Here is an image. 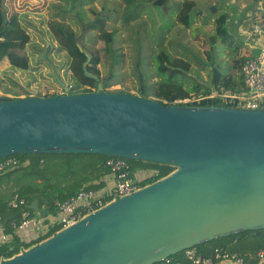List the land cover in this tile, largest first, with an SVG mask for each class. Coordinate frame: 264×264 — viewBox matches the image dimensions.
<instances>
[{
    "label": "water",
    "instance_id": "obj_1",
    "mask_svg": "<svg viewBox=\"0 0 264 264\" xmlns=\"http://www.w3.org/2000/svg\"><path fill=\"white\" fill-rule=\"evenodd\" d=\"M3 29L7 8L1 1ZM0 101V159L100 155L175 168L0 264H157L264 230V109L162 105L127 93ZM142 88L141 76L138 75ZM29 209L38 212V200Z\"/></svg>",
    "mask_w": 264,
    "mask_h": 264
},
{
    "label": "rangeland",
    "instance_id": "obj_2",
    "mask_svg": "<svg viewBox=\"0 0 264 264\" xmlns=\"http://www.w3.org/2000/svg\"><path fill=\"white\" fill-rule=\"evenodd\" d=\"M1 1L7 8L6 14L16 13L30 41L24 51L11 52L29 62L27 71L12 68L6 59L0 63V97L12 99L62 94L63 89L53 76V67L58 66L62 68V71L56 68L60 80L65 85L72 84L70 72H65L64 52L56 51V39L52 37L54 32H59L54 31L50 23H66L77 38L103 49L98 34L83 35L85 23L91 20L88 7L102 10L108 15L107 31L114 35V59L111 60L109 54H106L107 57L99 66L103 82L113 74L111 85L105 88L106 92L122 91L156 101L154 91L164 80L156 71L155 55L160 49L172 58H180L191 65L184 77V87L192 91L191 95L195 94L193 89L196 85H209L211 64L227 74L231 70L228 65L234 60V51L229 49V45H223L220 41L211 45L209 42V36L214 33L215 17L209 11L210 2L207 0H197V13H192L188 29L179 25L175 18L178 6L175 0H165L163 3H155L157 0H132L134 6L126 5L125 0H74V4L81 3L75 10H71L64 0ZM138 75L141 76L142 88ZM85 89L97 91L89 86L81 87L80 91ZM148 167L143 165L138 169L141 172L147 171L146 174L156 172Z\"/></svg>",
    "mask_w": 264,
    "mask_h": 264
},
{
    "label": "trees",
    "instance_id": "obj_3",
    "mask_svg": "<svg viewBox=\"0 0 264 264\" xmlns=\"http://www.w3.org/2000/svg\"><path fill=\"white\" fill-rule=\"evenodd\" d=\"M1 1V0H0ZM6 1V0H5ZM69 4L71 10H75L81 6V3L74 4V0H64ZM70 2V3H69ZM126 5H133L132 0H125ZM163 3V0H157L155 3ZM194 3L192 1H185L181 4V8L177 13V22L189 28L191 23V11ZM84 6V5H82ZM134 6V5H133ZM91 20L85 23L83 27V35L90 33L98 34V40L103 43L104 47L99 48L92 43H85L82 39L77 38L74 31L70 29L68 24L61 21H52L51 28L59 33L54 32L56 40V51L64 52V68L65 72H70V82L72 89L70 94L89 93L91 90L85 89L80 91L83 86L97 89V83L93 79L85 77L83 73V64L86 62L87 56L89 63L87 71L92 75L100 78L102 82V91L110 86L113 79L111 73L109 77L103 82L99 66L104 62L109 54L111 60L114 59V50L112 44L114 42V35L107 31L108 15L102 10L96 11L92 7L87 8ZM6 28L0 35V63L7 60L9 66L19 71H27L29 69V62L26 59L19 58L11 53L13 50L24 51L29 44L30 38L25 29H23L16 18V13L6 14ZM225 16L217 17L215 21V33L209 36L211 45H215L220 41L224 45L231 47V42L226 35V30L223 27ZM2 7L0 2V31L3 29ZM230 42V43H228ZM157 61L156 71L158 75L164 77L156 90L154 97L156 102L162 105H172L175 101L189 98L192 91L184 87V77L191 69V65L180 58H172L165 50L160 49L155 55ZM238 61L241 67L245 60L234 59ZM57 71H62L61 67H56ZM210 83L203 87L195 86L194 93L207 95L212 90H217L219 87H224L233 91H242L241 85H238L234 78L229 74H224L217 66L210 67ZM1 86V82H0ZM110 93V92H107ZM116 93H124L122 91ZM144 93V91H142ZM54 94L51 96H55ZM43 96V97H51ZM35 97H40L39 95ZM14 100L7 97H0V101ZM186 106H225L233 107L228 103H221L216 99L203 100L199 103L177 104ZM18 165L8 168L0 172V215L4 219V224L11 220H15L18 216L17 210L9 208L8 203L14 194H19L30 205L32 201L38 200L39 209L45 212H51L56 201H62L66 198L75 195L78 191L86 187L95 188L96 185H101L102 178L110 173L108 167L105 166V160L108 157L100 155H24L16 156ZM132 171L138 169L143 165H148V168L156 170L157 174L148 179L144 185L157 181L175 168L163 166L158 164L146 163L136 160H127ZM99 182L96 183V182ZM17 241L12 244L0 247V257L11 258L18 253ZM200 255L214 258V250L219 249L222 253L240 254L244 262L247 264H258L259 258L257 253L264 251V230L247 231L241 234L230 236L227 238H219L217 240L207 242L193 248ZM183 252L171 258L184 261ZM250 258H252L250 260Z\"/></svg>",
    "mask_w": 264,
    "mask_h": 264
},
{
    "label": "built area",
    "instance_id": "obj_4",
    "mask_svg": "<svg viewBox=\"0 0 264 264\" xmlns=\"http://www.w3.org/2000/svg\"><path fill=\"white\" fill-rule=\"evenodd\" d=\"M252 33L264 35V20H258L252 27ZM241 76L242 91L219 87L207 95L193 94L184 100L175 101V104L199 103L203 100L216 99L221 103L233 105L232 108L264 109V49L244 61ZM67 88L69 92L72 85ZM17 165L18 159L15 156L0 159V172ZM105 166L110 170L108 174L110 180L106 181V187L83 188L65 200L56 201L53 210L48 213L30 210L29 203L19 194H14L8 206L12 210H17L18 216L15 220L9 221L6 226L0 215V246L10 244L14 240L26 244L39 243L102 209L111 201L136 193L151 184L144 185L148 179L157 174V172L146 174L147 171L141 172L142 170L132 171L127 160L116 157H108L105 160ZM263 253L262 250L257 253L259 260L263 258ZM183 258L184 261H180L170 257L157 264H215V260L244 264L240 254L222 253L219 249L214 250V258L202 256L194 249H188L183 252ZM1 260H3L2 257H0Z\"/></svg>",
    "mask_w": 264,
    "mask_h": 264
},
{
    "label": "crops",
    "instance_id": "obj_5",
    "mask_svg": "<svg viewBox=\"0 0 264 264\" xmlns=\"http://www.w3.org/2000/svg\"><path fill=\"white\" fill-rule=\"evenodd\" d=\"M164 1L165 0H163V2ZM185 1H192L194 3L192 7L191 15L193 12L197 13V11H195L197 9V5H196L197 0H175V2L178 4L176 16H177L179 9L181 8V4ZM207 1L210 2L209 11L211 12V15L215 17L214 22L216 21L217 17L221 15L225 16L223 27L225 28L226 35L231 42V47L230 46L228 47L229 49L231 48L230 50L234 51L233 52L234 59H241V61H243L249 57L255 56L261 49H264V35H255L252 33V27L258 22V20L259 19L264 20V0L263 1L207 0ZM214 33H215V28H214ZM228 47H226L227 51H228ZM227 55L228 53H226V56ZM227 63L229 64V61H227ZM228 66H231V70L227 74L231 75L234 78L235 82L238 85H241L243 88L242 76L240 73L241 65L239 64V62L232 60L230 61V65ZM233 75H236V76H233ZM109 180H110L109 175L103 177L102 182H100L102 184L96 185L95 188L106 187L107 186L106 181L109 182ZM96 183L99 184L98 181ZM38 212L48 213L43 210H39ZM16 243L18 246V253H20L26 250L27 248L32 247L33 245H36L38 242H32L30 244L20 243V242H16ZM10 244H6L2 246H7ZM1 257L3 259H7V258H4L3 256ZM251 259L252 258H250V260ZM214 263L215 264H234L233 261L221 262L220 260H215ZM244 264H247L246 261L244 262ZM258 264H264V256L262 259H260Z\"/></svg>",
    "mask_w": 264,
    "mask_h": 264
}]
</instances>
